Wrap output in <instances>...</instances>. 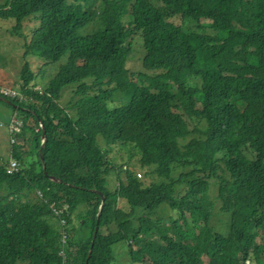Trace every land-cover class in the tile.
I'll use <instances>...</instances> for the list:
<instances>
[{"label": "trees", "instance_id": "1", "mask_svg": "<svg viewBox=\"0 0 264 264\" xmlns=\"http://www.w3.org/2000/svg\"><path fill=\"white\" fill-rule=\"evenodd\" d=\"M0 20L24 60L0 101L22 123L0 264H115L118 245L132 264H264V0H3Z\"/></svg>", "mask_w": 264, "mask_h": 264}, {"label": "rangeland", "instance_id": "2", "mask_svg": "<svg viewBox=\"0 0 264 264\" xmlns=\"http://www.w3.org/2000/svg\"><path fill=\"white\" fill-rule=\"evenodd\" d=\"M3 2V0H0V4ZM123 10L122 7L118 6V12L120 13ZM206 22V21H202ZM98 21L95 19L93 22H90L87 27L82 31V34H88L91 32H94L98 29ZM12 25V22L10 20L7 21H1L0 20V92L2 93H8L10 95L11 92L16 91L17 87V82H18V73L19 70L24 62L22 58V40L21 38L13 36L9 28ZM33 26V22H25L24 23V34H27L30 29ZM132 48H133V57L131 58L130 62L127 64V67L131 69L134 72H137L141 69V58H142V49L140 42L138 40H133L132 42ZM33 70L35 71L38 64L40 65V62L36 59L34 60L33 58L30 59ZM65 61V58H62L60 62L54 66H51L50 68H47L46 74V79L45 81L49 80L52 78L57 71L58 66ZM74 91L73 88H67L63 90L62 94V99L67 100L69 96L72 94ZM117 96V95H116ZM116 98V97H115ZM116 104V102H114ZM118 103V102H117ZM6 106H4L2 103H0V116H3L4 113L7 112ZM12 115H10L11 117ZM10 119V118H9ZM9 119L4 123H0V154L4 153L5 150V145L3 142V136H7V147L10 148L11 150V144L12 140L13 142L20 143V139L18 138H13L9 134L8 130V125L10 124ZM7 127V130L5 129ZM6 131V133L4 132ZM5 134V135H4ZM9 136V137H8ZM97 141L100 143V145L103 148H106L104 143L102 142L101 138H97ZM111 159H113L114 162L116 163H121L122 160L126 159L128 157V152L124 149H121L119 147H113L112 152L110 153ZM122 157V159H121ZM132 162L135 163V159L132 158ZM142 172L139 173V179L143 178V175L141 174ZM121 178L125 180V175L121 174ZM211 195H214V188L211 189ZM206 198L205 196H202L201 199ZM169 215L171 213L169 212V209L167 207H161L159 208L153 218L159 217L162 220H167ZM226 221V217L215 211L213 217L210 220V227L215 230V231H221L224 228V224ZM115 264H132L128 255L127 248L122 245H118L115 248Z\"/></svg>", "mask_w": 264, "mask_h": 264}, {"label": "built area", "instance_id": "3", "mask_svg": "<svg viewBox=\"0 0 264 264\" xmlns=\"http://www.w3.org/2000/svg\"><path fill=\"white\" fill-rule=\"evenodd\" d=\"M38 89V88H36ZM4 97H16L19 95V93L15 92H11L12 95L8 94V93H2L0 92ZM10 124L8 125V130H9V134L11 137L16 138V136L21 132L22 129V123L21 121L16 117L15 114H13L10 119H9ZM13 142V140H12ZM16 162L14 160H10L9 161V165H8V171L12 172L16 169ZM60 211H58L57 213H59Z\"/></svg>", "mask_w": 264, "mask_h": 264}, {"label": "water", "instance_id": "4", "mask_svg": "<svg viewBox=\"0 0 264 264\" xmlns=\"http://www.w3.org/2000/svg\"><path fill=\"white\" fill-rule=\"evenodd\" d=\"M0 101L1 102H4V103H6V104H10V101L9 100H7V99H5L4 97H1L0 96ZM39 126H40V128L42 129L41 131H42V134H41V146H43L44 144H45V141H46V138H45V136H44V129L42 128V125L41 124H39ZM42 159V158H41ZM49 179L51 180V181H53V182H57L58 181V179L57 178H54V177H49ZM99 195H100V197H101V205H100V207H99V211L101 210V207H102V204H103V197H102V195L100 194V193H98ZM98 215H99V213H98ZM96 228L94 229V232H93V238H94V236H95V234H96ZM89 256H90V250H89V252H88V255H87V259L89 258Z\"/></svg>", "mask_w": 264, "mask_h": 264}, {"label": "crops", "instance_id": "5", "mask_svg": "<svg viewBox=\"0 0 264 264\" xmlns=\"http://www.w3.org/2000/svg\"><path fill=\"white\" fill-rule=\"evenodd\" d=\"M10 115H11V113H10L9 109H7V112L4 113L3 116H0V123H5L10 118ZM4 132L6 133L5 130H4ZM3 142L5 145V150H4L3 154H0V158H8L10 155V148L7 147V143H6L7 142V136L6 137L3 136Z\"/></svg>", "mask_w": 264, "mask_h": 264}, {"label": "bare ground", "instance_id": "6", "mask_svg": "<svg viewBox=\"0 0 264 264\" xmlns=\"http://www.w3.org/2000/svg\"><path fill=\"white\" fill-rule=\"evenodd\" d=\"M38 87H39V86H38ZM18 90H19V89H18ZM19 92H20V91H19ZM19 92H18V93H19ZM19 94H20V93H19ZM19 96H20V95H19ZM19 96H18V97H19ZM3 97H4V96H3ZM19 98H20V97H19ZM21 98H23V97H21ZM19 135H20V134H19ZM18 138H19V137H18ZM16 142H18V141H16ZM16 142H12L11 145L16 144ZM15 160H16V159H15ZM19 165H20V164H19Z\"/></svg>", "mask_w": 264, "mask_h": 264}]
</instances>
